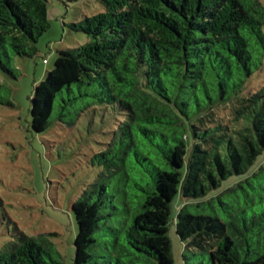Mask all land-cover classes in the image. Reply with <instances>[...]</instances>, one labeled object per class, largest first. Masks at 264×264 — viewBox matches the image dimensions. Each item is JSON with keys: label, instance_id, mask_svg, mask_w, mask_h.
Here are the masks:
<instances>
[{"label": "trees", "instance_id": "obj_1", "mask_svg": "<svg viewBox=\"0 0 264 264\" xmlns=\"http://www.w3.org/2000/svg\"><path fill=\"white\" fill-rule=\"evenodd\" d=\"M93 1L62 21L87 40L58 50L30 107L36 133L55 111L106 130L75 264H173L171 225L192 264H264V0ZM50 26L49 0H0V70L17 78ZM15 229L0 264H63L57 233Z\"/></svg>", "mask_w": 264, "mask_h": 264}, {"label": "rangeland", "instance_id": "obj_2", "mask_svg": "<svg viewBox=\"0 0 264 264\" xmlns=\"http://www.w3.org/2000/svg\"><path fill=\"white\" fill-rule=\"evenodd\" d=\"M95 3L49 0L51 26L39 39L38 55L14 59L11 67L17 78L0 70V247L13 238L15 227L29 235L55 232L63 264H75L79 258L77 244L89 230L86 220L90 215L82 214L76 200L100 170L91 157L107 141L106 130H101V123L89 115H82L73 125L56 121L55 111L49 129L36 133L31 127V95L34 86L54 67L58 50L53 47L60 48V41L62 46L74 47L87 40L83 33L63 27L62 21L68 24L102 11L103 7ZM262 82L259 79L250 90L259 88ZM218 117L230 122L231 108H220ZM186 202L183 197L178 204L175 201V212ZM169 236L173 264H192L184 257L191 252L175 225L170 226Z\"/></svg>", "mask_w": 264, "mask_h": 264}, {"label": "crops", "instance_id": "obj_3", "mask_svg": "<svg viewBox=\"0 0 264 264\" xmlns=\"http://www.w3.org/2000/svg\"><path fill=\"white\" fill-rule=\"evenodd\" d=\"M82 41H83V39H81ZM61 42V44L60 45H58L61 49H64V48H69V47H65V46H62L63 45V41H60ZM77 44H80L79 42L77 43ZM57 46V45H56ZM60 48H58V47H53L52 48V50H60ZM49 63V62H48ZM40 82V81H39ZM38 82V83H39Z\"/></svg>", "mask_w": 264, "mask_h": 264}, {"label": "built area", "instance_id": "obj_4", "mask_svg": "<svg viewBox=\"0 0 264 264\" xmlns=\"http://www.w3.org/2000/svg\"><path fill=\"white\" fill-rule=\"evenodd\" d=\"M45 62H46V63L48 62V59H47V58L45 59Z\"/></svg>", "mask_w": 264, "mask_h": 264}]
</instances>
